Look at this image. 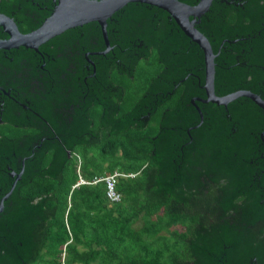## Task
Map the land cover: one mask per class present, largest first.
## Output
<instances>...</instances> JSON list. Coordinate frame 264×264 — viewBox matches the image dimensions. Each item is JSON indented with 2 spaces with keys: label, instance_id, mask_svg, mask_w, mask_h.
<instances>
[{
  "label": "water",
  "instance_id": "obj_1",
  "mask_svg": "<svg viewBox=\"0 0 264 264\" xmlns=\"http://www.w3.org/2000/svg\"><path fill=\"white\" fill-rule=\"evenodd\" d=\"M151 48L162 72L129 113L110 120L121 90L108 72L131 80ZM178 85L174 110L145 139L153 193L181 206L205 184L223 183L190 233L191 264H264V0H0V124L39 133L0 138V264H24L43 218L44 199L19 201L16 188L31 176L53 179L72 145L98 141L100 130L86 131V108L101 106L97 123L108 135L140 129ZM47 149L51 162L38 172Z\"/></svg>",
  "mask_w": 264,
  "mask_h": 264
},
{
  "label": "trees",
  "instance_id": "obj_2",
  "mask_svg": "<svg viewBox=\"0 0 264 264\" xmlns=\"http://www.w3.org/2000/svg\"><path fill=\"white\" fill-rule=\"evenodd\" d=\"M3 1L12 3V0ZM234 22V13L228 12L224 26L231 27ZM247 23V18H241L242 25ZM18 28L20 32L26 30L25 26ZM141 65L152 66L150 77L143 90L131 96L127 85L134 81L135 73ZM162 70L163 66L157 63L154 48L148 49L145 60L137 59L134 62L131 80L124 74H116L114 68H111L106 82L120 89L121 97L116 104V113L110 120H117L129 113ZM183 89L182 85H178L170 97L155 106L142 128H126L114 135H108L110 126L98 127L97 122L102 114L100 105L86 108L85 118L90 123L86 131L94 135L100 130L98 141H88L86 136L81 135L80 141L88 143L75 144L68 149L69 156L62 162L53 179L31 176L28 183L15 190L19 201L44 199L40 206L42 221L35 224L28 235L33 248L28 251V259L24 264L194 262L187 250L188 242L194 241L191 232L187 235L179 233L175 225L187 223L186 230H193L202 218L199 210L209 205L208 202L215 196H203L200 193L190 210L185 202L182 203L185 205L182 209L171 197L154 194L156 187L152 180L156 166L148 162L152 146L145 141L158 135L162 112L174 110ZM109 102L115 104L113 97H109ZM0 138L14 141L21 136L11 134L4 137L0 134ZM52 153V149H47L40 157L38 172L46 170ZM112 175H117L113 186L118 195L117 201L106 199L104 181L91 184L93 180ZM78 178L87 184L73 188ZM47 256L53 257L51 262L45 260Z\"/></svg>",
  "mask_w": 264,
  "mask_h": 264
},
{
  "label": "flooded vegetation",
  "instance_id": "obj_3",
  "mask_svg": "<svg viewBox=\"0 0 264 264\" xmlns=\"http://www.w3.org/2000/svg\"><path fill=\"white\" fill-rule=\"evenodd\" d=\"M18 27L23 28V25L22 24H18L17 28ZM210 106L215 107V104H212L211 103ZM210 106H209V110H211V107ZM86 113H87V109L85 110V114ZM0 127H2V129H3V132H4L3 136L4 137H6L8 135H11V134H13V135H19L21 137H24V136H26V137H33V136H36V135L39 134L38 131H36V130H34L32 128H26V127H24V128L23 127H21V128H15V127L10 126V125H8L6 123L0 124ZM89 133L91 134V132H89ZM263 182H264V178H263ZM205 186H206V192L205 193H202V195L205 196V195L212 194L213 196H215L214 189H219V188L223 187V183H217L215 185L205 184ZM253 193H256V191H253ZM196 198H197L196 196L191 195V199L185 201V203L189 206V209L190 210H192ZM244 198H245V196H243V197H241V196L235 197L234 200H232L230 203L232 205H237V204L241 203L244 200ZM171 199H173V198L171 197ZM207 199H210V198H207ZM196 202H197V199H196ZM210 202H211V200L208 202L209 205H211ZM209 205H207V206H209ZM184 206L185 205L182 204V203H181V206L178 205V207L179 208H182V209H184ZM201 211L202 210H199V213L200 214H201ZM185 213L186 214H191L190 212H186V211H185ZM186 226H187V223L177 224V225H175V228L177 229V231L179 233H186V235H187L192 230H186ZM52 259H53L52 256H47L45 258V260L48 261V262H51ZM61 259H63V258L61 257ZM49 264H51V263H49ZM71 264H81V263H71Z\"/></svg>",
  "mask_w": 264,
  "mask_h": 264
},
{
  "label": "rangeland",
  "instance_id": "obj_4",
  "mask_svg": "<svg viewBox=\"0 0 264 264\" xmlns=\"http://www.w3.org/2000/svg\"><path fill=\"white\" fill-rule=\"evenodd\" d=\"M151 70V65H141L138 68L134 76V81L128 83V85L126 84L129 93H131V96H134L143 90L146 81L150 77ZM0 134H4L2 127H0Z\"/></svg>",
  "mask_w": 264,
  "mask_h": 264
},
{
  "label": "built area",
  "instance_id": "obj_5",
  "mask_svg": "<svg viewBox=\"0 0 264 264\" xmlns=\"http://www.w3.org/2000/svg\"><path fill=\"white\" fill-rule=\"evenodd\" d=\"M117 175H112L110 177H106V178H102V179H96V180H93L91 182V184H95L99 181H104L105 183V187H106V191H105V197L107 200L109 201H117L118 200V195L114 192L113 190V186H114V183H115V177ZM82 184H87L86 182H84L83 180H81L80 178H78L77 182L75 183V185L73 186L74 187H77L78 185H82Z\"/></svg>",
  "mask_w": 264,
  "mask_h": 264
}]
</instances>
